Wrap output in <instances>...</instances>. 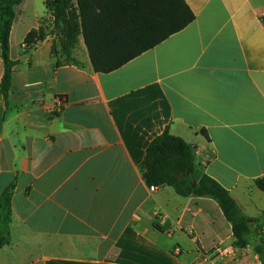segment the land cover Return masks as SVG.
<instances>
[{
  "label": "crops",
  "instance_id": "0c3cea01",
  "mask_svg": "<svg viewBox=\"0 0 264 264\" xmlns=\"http://www.w3.org/2000/svg\"><path fill=\"white\" fill-rule=\"evenodd\" d=\"M185 2L190 25L111 73L94 71L83 37L80 65L52 55L46 0L16 7L7 98L0 45V198L13 193L0 264H218L235 248L219 205L144 179L168 127L244 214L262 216L264 0ZM34 30L44 38L27 44Z\"/></svg>",
  "mask_w": 264,
  "mask_h": 264
},
{
  "label": "trees",
  "instance_id": "16d2710c",
  "mask_svg": "<svg viewBox=\"0 0 264 264\" xmlns=\"http://www.w3.org/2000/svg\"><path fill=\"white\" fill-rule=\"evenodd\" d=\"M21 2L0 0L5 98L12 87L17 65L10 56V35L17 15L16 7ZM46 5L53 15V33L58 36L52 55L63 58V64L80 65L73 52L83 37L97 73L120 69L196 19L185 0H46ZM43 38L42 30H34L26 43ZM203 133L206 135L205 131ZM142 171L149 187L167 186L181 197L213 199L231 225L234 245L241 249L249 246L257 219L244 214L226 188L199 170L193 146L172 135L169 127L148 145ZM255 184L264 193V177L257 179ZM12 195V189H9L0 198V247L11 243ZM261 220H264V212ZM255 252L264 264V246H256Z\"/></svg>",
  "mask_w": 264,
  "mask_h": 264
},
{
  "label": "rangeland",
  "instance_id": "374dc122",
  "mask_svg": "<svg viewBox=\"0 0 264 264\" xmlns=\"http://www.w3.org/2000/svg\"><path fill=\"white\" fill-rule=\"evenodd\" d=\"M84 55H80V58ZM262 217V216H261ZM261 217L257 218L255 225L252 227L253 234L250 239V244L247 248L241 249L234 245L233 251L235 257L232 259L236 260L239 264H262L261 258L255 252V247L258 245H263L261 239Z\"/></svg>",
  "mask_w": 264,
  "mask_h": 264
},
{
  "label": "built area",
  "instance_id": "2783aa9c",
  "mask_svg": "<svg viewBox=\"0 0 264 264\" xmlns=\"http://www.w3.org/2000/svg\"><path fill=\"white\" fill-rule=\"evenodd\" d=\"M61 104V103H60ZM161 187L158 186H151L150 190L152 192H156L157 190H159ZM261 235H262V243L264 246V220L262 222V227H261ZM234 251L233 248H224V249H220L219 253H218V264H223L225 262V260L230 257L231 255H233Z\"/></svg>",
  "mask_w": 264,
  "mask_h": 264
}]
</instances>
